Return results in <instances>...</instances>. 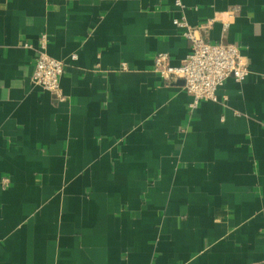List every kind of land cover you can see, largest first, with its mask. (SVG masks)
<instances>
[{"label": "crops", "instance_id": "obj_1", "mask_svg": "<svg viewBox=\"0 0 264 264\" xmlns=\"http://www.w3.org/2000/svg\"><path fill=\"white\" fill-rule=\"evenodd\" d=\"M181 2L0 0V264H264V0ZM180 17L248 69L216 101L154 71Z\"/></svg>", "mask_w": 264, "mask_h": 264}, {"label": "built area", "instance_id": "obj_2", "mask_svg": "<svg viewBox=\"0 0 264 264\" xmlns=\"http://www.w3.org/2000/svg\"><path fill=\"white\" fill-rule=\"evenodd\" d=\"M175 5L183 8L181 0H175ZM173 23L188 40V53L179 66H170L167 54H157L153 57V68L164 81H183V88L191 99V107H195L201 100L216 101L217 89L223 86L228 77L231 76L237 82L246 78L248 69L242 63L236 44L205 41L198 28L184 17L175 18ZM41 44V50L36 52L33 62L31 83L53 93L59 101H64L65 97L60 90L64 64L49 56L43 41ZM6 182L7 179L3 178L2 184Z\"/></svg>", "mask_w": 264, "mask_h": 264}]
</instances>
